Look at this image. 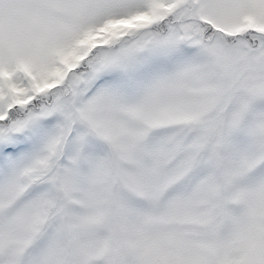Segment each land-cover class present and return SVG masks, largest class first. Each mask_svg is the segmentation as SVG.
I'll use <instances>...</instances> for the list:
<instances>
[{
    "label": "snow or ice",
    "instance_id": "snow-or-ice-1",
    "mask_svg": "<svg viewBox=\"0 0 264 264\" xmlns=\"http://www.w3.org/2000/svg\"><path fill=\"white\" fill-rule=\"evenodd\" d=\"M0 264H264V0H0Z\"/></svg>",
    "mask_w": 264,
    "mask_h": 264
}]
</instances>
